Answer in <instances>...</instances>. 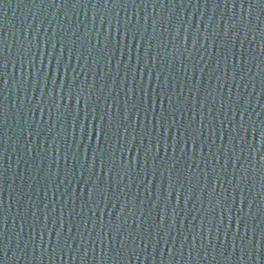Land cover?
<instances>
[{
  "label": "water",
  "instance_id": "1",
  "mask_svg": "<svg viewBox=\"0 0 264 264\" xmlns=\"http://www.w3.org/2000/svg\"><path fill=\"white\" fill-rule=\"evenodd\" d=\"M0 264H264V0H0Z\"/></svg>",
  "mask_w": 264,
  "mask_h": 264
}]
</instances>
